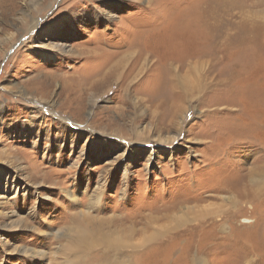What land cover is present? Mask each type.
I'll list each match as a JSON object with an SVG mask.
<instances>
[{"label":"rangeland","instance_id":"374dc122","mask_svg":"<svg viewBox=\"0 0 264 264\" xmlns=\"http://www.w3.org/2000/svg\"><path fill=\"white\" fill-rule=\"evenodd\" d=\"M32 1L0 0V264H105L112 252L97 236L112 232L133 264H264V0ZM189 21L191 48L170 49ZM35 44L67 52L44 60ZM84 49L144 52L158 70L84 96L98 69ZM189 51L203 91L170 125L177 103L154 101L153 85L159 62ZM180 201L200 219L173 225ZM80 225L82 244L72 242Z\"/></svg>","mask_w":264,"mask_h":264},{"label":"bare ground","instance_id":"6f19581e","mask_svg":"<svg viewBox=\"0 0 264 264\" xmlns=\"http://www.w3.org/2000/svg\"><path fill=\"white\" fill-rule=\"evenodd\" d=\"M42 1L43 0H35V1H32V8L33 10L39 8L42 4ZM29 10H26V12H28ZM26 18H29L28 14L25 15L23 18H22V24L23 26H25L24 28V33H27L28 37H25L24 39H28L30 42H37L33 37L29 36V33L30 35H33V34H38L36 32V29H37V20L33 19V18H30L29 20H27ZM21 20V19H20ZM189 20L188 18L187 19H182L181 20V23L182 22H185ZM249 24V23H248ZM240 25V24H239ZM63 25H56L54 26L55 28H62ZM186 26V27H184ZM182 26V28H179L178 29V33L172 35V37L168 38V40L170 41V44H168V46H171L170 49H182L184 47H190L191 48V31L188 30L189 27H190V21L186 24ZM188 28V29H187ZM58 30V29H57ZM45 32H48L50 34V36L52 37V35H54V33H52V31L50 30V28L48 29H44L42 33H45ZM144 32V31H143ZM142 33V32H141ZM47 34V33H46ZM143 36V35H142ZM167 36V35H166ZM52 39V38H51ZM51 39L50 42H51ZM141 39V38H139ZM138 39V40H139ZM143 39V38H142ZM39 40V39H37ZM168 41V42H169ZM161 44V43H160ZM159 45V44H158ZM154 46V45H153ZM157 47V45H155ZM167 46V45H166ZM161 47V46H160ZM159 48V47H158ZM156 48V49H158ZM145 49V48H144ZM166 51H167V48H165ZM33 50L36 51V53H38V55L42 58V59H49V58H55V56H53L52 54V51L55 50L56 52L60 53V54H63L64 52H67L65 50H63V48L61 46H53L50 44H44V45H37L35 44L34 47H33ZM97 49L95 50H79L80 52H78L79 54H83L85 53V56H90V57H97L98 58V64L96 66V68L98 69H94L95 71L94 72H89L86 77L84 78L83 80V84H81V87L80 89L78 90L79 93L80 92H83V95L85 96V92H86V85H87V89L88 91L92 90L91 88L94 86V85H97L99 86L100 89H103L105 85H109L111 83H114V85H116L117 88H122L124 87L123 89L126 90L128 89V86L130 87H133L135 85V78H140L141 76L144 75V69L146 67H148L149 65L147 64V62H149V57L147 55H144V52L143 53H137L136 56H134V58L132 57V53H136V51L134 52H131V53H126V54H122L120 51H116V52H113V51H104V53H100L99 51H96ZM187 50V49H186ZM145 51V50H144ZM161 52V51H160ZM169 52V51H167ZM185 52V51H184ZM189 55L187 56H183V58L178 61V65H176L175 63H177L175 61L174 58H168L169 61H166V63H162V62H159L160 64H163L162 68H163V76L159 77V80L153 85V92L151 94H155V95H159L158 97H155L154 98V101H157L158 98H165L164 95L168 96V98H165V100L163 101L164 106L166 107H169L167 104H166V100H174L176 101L177 105L175 108H173V110L169 111V115H167L170 119H169V124L170 125H173L174 123L172 122V120H174L177 116H179L180 113L184 112V109L182 107V104H184V102L186 101V99L188 97L190 98H193L194 95H197V94H200L201 93V90L203 91V89H199L198 87V83L201 82V77L198 78V79H193V69H192V62H191V59H192V51H189ZM166 53V52H165ZM164 51H163V54H165ZM172 53V52H171ZM148 54V53H147ZM151 54V53H150ZM152 55V54H151ZM174 55V54H173ZM173 55H171V57H174ZM160 56V55H158ZM166 56V55H165ZM169 56V55H167ZM170 57V56H169ZM133 58V59H132ZM158 58V57H157ZM156 59V58H155ZM167 59V57H166ZM161 61H163L162 59H160ZM165 60V59H164ZM131 62V63H130ZM158 63V65H159ZM130 65V66H129ZM152 65V64H150ZM129 66V67H128ZM157 66V65H156ZM155 66V67H156ZM160 66V69H161V65ZM152 67V66H151ZM149 66V69L150 71H157L155 70L153 67L151 68ZM147 72V71H146ZM153 72V73H154ZM151 73V74H153ZM208 73H210V71H208ZM155 74V73H154ZM160 74V73H159ZM158 74V75H159ZM162 74V73H161ZM207 74V73H206ZM146 75V74H145ZM144 75V76H145ZM149 75V74H148ZM156 75V74H155ZM155 77V76H154ZM196 77V76H194ZM77 79V78H76ZM92 79H96V81H93L91 82ZM149 80V79H148ZM144 83L146 81H143ZM93 84V85H92ZM139 84V83H138ZM71 87V86H70ZM84 87V89L82 88ZM74 88V87H73ZM141 89V87H140ZM149 90V89H148ZM76 91V90H75ZM129 91V90H128ZM77 92V91H76ZM91 92V91H90ZM93 92V91H92ZM91 92V93H92ZM127 92V91H125ZM135 92V91H134ZM145 92V91H144ZM132 93V91H131ZM137 93V92H136ZM146 94V93H145ZM71 95V94H70ZM77 95V94H76ZM80 95V94H79ZM78 95V96H79ZM139 95V92L138 94ZM149 95V94H148ZM154 95V96H155ZM72 96V95H71ZM131 96V95H130ZM143 98H144V95H142ZM141 96V97H142ZM82 96L80 95V98ZM150 97V95H149ZM152 97V96H151ZM72 98V97H71ZM83 98V97H82ZM136 98V97H135ZM147 98V97H146ZM145 98V100H146ZM68 99V98H67ZM76 99V98H74ZM127 99V98H126ZM148 99V98H147ZM149 100V99H148ZM147 100V101H148ZM74 101V100H72ZM137 101V100H136ZM144 101V100H143ZM82 102V100H81ZM97 102V99H95L93 97V95L91 94L89 96V101H87V105H89L90 107H88L90 110L91 108L94 106V104ZM128 102V101H127ZM139 102V101H138ZM136 102V103H138ZM146 102V101H145ZM121 103V101H120ZM124 102H122L123 104ZM78 104V102H77ZM82 104V103H81ZM80 104V105H81ZM159 104V103H158ZM172 105V104H171ZM96 106V104H95ZM126 106V104H125ZM130 106V105H129ZM160 106V105H159ZM80 107V106H79ZM162 107V108H163ZM50 108V106H49ZM52 108V106H51ZM77 109V108H76ZM134 109L136 110L137 107H134ZM157 109V108H156ZM160 109V108H159ZM158 109V111H159ZM83 110V109H82ZM157 111V110H156ZM160 112V111H159ZM158 112V113H159ZM80 113V112H79ZM156 113V112H155ZM55 115V114H54ZM57 116V115H56ZM159 116V115H158ZM163 114H162V118H163ZM60 117V116H59ZM160 117V116H159ZM165 118V116H164ZM95 119V118H94ZM160 119V118H159ZM180 120L182 121V117H180ZM94 121V120H92ZM78 122V121H77ZM152 122V121H151ZM155 122V121H154ZM161 122V120H160ZM84 123V122H83ZM163 123V122H162ZM158 124V123H157ZM160 124V123H159ZM68 125V124H67ZM162 125H165V124H162ZM167 125V124H166ZM69 126V125H68ZM156 126V125H155ZM153 127V126H152ZM179 126L177 125V132L179 130L178 128ZM73 128L74 129H77V130H88L86 126H82V127H75L73 125ZM116 129H121V128H116ZM119 130H115V131H119ZM90 132V131H89ZM123 132V131H122ZM126 132V131H125ZM124 133V132H123ZM130 134V133H129ZM131 135V134H130ZM126 136V135H124ZM133 137V136H132ZM172 139V138H171ZM169 139V141L171 140ZM148 141V140H147ZM138 142V141H137ZM156 142L158 144H161V139L158 137L156 139ZM155 143V144H157ZM127 144V143H126ZM148 144V143H147ZM130 145V144H129ZM152 152H150L151 154ZM128 166L124 167L123 169L125 170V173H124V176L127 175V170ZM67 195L72 198L73 196L70 195V193H67ZM246 195H248V191H243L242 190V197H245ZM99 198V197H98ZM73 199V198H72ZM182 199V198H181ZM173 204V205H171ZM169 203V205H171L169 208H172L174 210H171V212H168V215L167 217L170 218V221L173 223V225H177V224H180V225H186L188 222H190V220L192 222H196L197 220L200 219V215L198 213H192V207H189L188 205L189 204H184V201H180V202H173V203ZM180 206V207H179ZM174 207H178L177 209H175ZM166 219V218H165ZM88 221V220H87ZM91 221V220H90ZM169 221V222H170ZM250 222V221H249ZM249 222H246V223H249ZM90 223V222H89ZM92 223V222H91ZM251 223V222H250ZM90 225V224H89ZM91 227V226H90ZM84 228V225L83 226H78L76 228H74V230H77L76 233H75V236H73V240L72 242L74 243H78V244H82L83 242L81 241V239H84L86 238L87 236V231ZM92 232L94 230V228H91ZM133 231V230H132ZM139 232V231H138ZM134 233V231H133ZM123 235V234H122ZM99 237V240L97 239V242L99 244H101L105 249L106 251H110L112 252L110 256H108V252L106 253L107 256L105 257V261L104 262L105 264H133V262L131 263L130 262V259L129 261L125 259V257H121V255L118 254L119 251H121V245L116 241V238H114V235H113V232L112 233H108V234H104L102 235L101 233L98 234ZM153 240V239H151ZM152 242V241H149V243ZM146 244V243H145ZM72 246V245H71ZM159 246V245H158ZM171 246V245H170ZM76 247V246H75ZM156 251V250H155ZM264 251V250H263ZM254 252V251H253ZM29 251H23V255L24 254H28ZM39 254L38 252H34V254ZM35 254V255H36ZM129 254V253H128ZM154 255V254H153ZM103 258V257H102ZM109 258V259H108ZM104 260V258H103ZM192 260V263L193 264H201L200 260H201V257L200 256H197L194 258V259H191ZM72 261V260H71ZM75 261V260H74ZM252 259L250 258L249 260H247L245 262V264H251L252 263Z\"/></svg>","mask_w":264,"mask_h":264}]
</instances>
